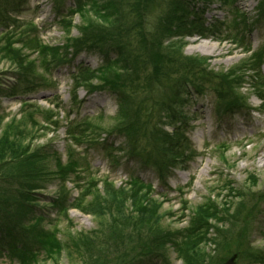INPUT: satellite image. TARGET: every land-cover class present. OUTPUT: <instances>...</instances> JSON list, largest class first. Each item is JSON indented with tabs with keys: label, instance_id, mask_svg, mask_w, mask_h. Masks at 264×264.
<instances>
[{
	"label": "rangeland",
	"instance_id": "rangeland-1",
	"mask_svg": "<svg viewBox=\"0 0 264 264\" xmlns=\"http://www.w3.org/2000/svg\"><path fill=\"white\" fill-rule=\"evenodd\" d=\"M9 2L12 6L16 3L19 5V10L12 15L17 17V27H21L15 32L17 36L13 39V48L21 50L22 54H5L0 50V120L3 121L0 137L5 133L16 136L22 146L43 158L48 181L41 184L44 188L34 196L32 208L41 220L44 219L46 230L58 232L64 246L63 251L51 260L41 256L40 264H80V258L73 248V239L107 225L110 218L108 215L95 218L78 208H72L81 201L86 205L92 199L107 201L119 209L124 207L126 212L132 211L133 199L143 204L150 200L155 204L160 203L161 225L180 230L190 228L197 209L211 200L219 210H229L230 215L221 216L225 218L222 226L211 222L214 227L218 225L221 228L217 232L212 230L209 240L201 244L205 251L200 250L207 254V258L212 256L215 264H226L230 259H233V264H253L251 260L242 259L240 254L233 252L239 250L246 253L251 248L264 253V108L260 107L258 98L252 94L255 82L246 79L242 90L243 96L248 99L249 109H254V112L237 108L232 117L218 110V102L210 88H205L203 94H196L192 90L186 96L189 100L183 110L187 123L185 130L193 156L186 164L185 171L170 170L159 180L160 177L150 167L127 152L125 139L115 132L121 120L116 97L106 91L89 95L85 87L76 94L73 92L82 68L98 71L105 63L98 50L87 46L75 50V46L80 45L76 41L82 38L86 25L76 12L70 18V9L74 8L75 1ZM120 2L126 5L130 0ZM97 3L101 8H108L112 0H97ZM262 3L263 0L192 1L194 10L198 14L204 13L202 20L207 27L223 25L220 27L224 32L215 33L210 39L197 35L183 38L184 55L207 59L209 70L217 74L241 67L242 62L250 57L245 50L251 45L252 50L256 51L264 44V12H260ZM94 13L90 10L87 19L103 25L101 19L96 20ZM160 15L157 10L149 13L147 21L154 25ZM244 20L251 27L248 42L235 44L233 39L224 41L228 35L225 29ZM93 27L97 29L91 28L90 33L110 30L109 27ZM2 30L0 28V34ZM35 36L41 41L38 45L31 42ZM107 38L109 36L103 39ZM168 40L163 39L166 44ZM171 41L179 42L180 37ZM202 42L216 44L217 47L211 53H202L197 50ZM136 45L134 40V48ZM45 46L49 49L44 54L42 49ZM101 47L109 49L108 46ZM43 55L50 62L59 60L46 69ZM109 57L114 62L117 57L115 51L109 50ZM147 69L151 71V68ZM98 84L94 81V86L90 88ZM78 125L82 127V132L75 140L69 136V131L72 132ZM74 162L78 166L74 173L59 171V166ZM135 180L151 186L149 198H146L148 190L133 187ZM253 180L256 181L252 184ZM3 187L0 182V188ZM59 200L64 201L62 207L65 210H60ZM241 206L246 212L233 224L232 216ZM151 207L154 208V204ZM113 212L116 216L117 212ZM244 222L247 246L236 242L235 246L230 247L232 254L228 256L218 243H223L224 234L232 230V235L238 233ZM130 240H127L126 248L130 246ZM215 241L219 242L214 244ZM167 249V258L172 264H183L173 249ZM7 257L9 255L3 253L0 264H17V261ZM151 264L165 262L156 260Z\"/></svg>",
	"mask_w": 264,
	"mask_h": 264
},
{
	"label": "trees",
	"instance_id": "trees-1",
	"mask_svg": "<svg viewBox=\"0 0 264 264\" xmlns=\"http://www.w3.org/2000/svg\"><path fill=\"white\" fill-rule=\"evenodd\" d=\"M74 1L70 18L76 12L86 24L82 38L76 41L80 45L75 46V50L85 46L98 50L105 58V63L98 71L82 68L73 92L76 94L85 87L89 95L106 91L116 97L121 120L115 132L125 139L127 152L150 167L160 177L159 180L170 170L185 171L186 164L193 156L183 111L189 100L186 96L192 90L196 94H203L205 88H210L218 102V110L225 116H233L237 108L254 112V109H249L248 99L242 94L246 79H251L255 82L252 94L258 98L260 107L264 108V44L256 51L250 45L245 50L250 57L242 62L241 67L221 74L209 70L207 59L184 55L183 38L197 35L210 39L215 33L224 32L220 27L223 25L211 28L205 25L202 20L204 13L198 14L191 5L194 0H130L126 5L120 0H112L108 8H101L97 0ZM15 5L12 6L9 0H0V28L3 29L0 50L5 54H22L21 50L13 48V39L17 36L15 32L21 30V27H17V17L12 16L19 10L18 3ZM90 10L93 13L95 11L96 20L101 19L103 25L87 19ZM156 10L161 15L152 25L147 18L149 13ZM260 12H264V0ZM94 25L109 27L110 30L90 33L91 28L97 29ZM115 27L118 28L113 33ZM225 30L228 35L224 41L233 39V43L240 44L248 42L251 27L244 20L235 22ZM36 37L31 42H37L38 45L41 41ZM164 37L169 39L167 44L163 41ZM179 37V42L171 41ZM134 40L137 42L135 48ZM101 46H108L109 49ZM48 49L46 46L42 49L44 54ZM109 50L116 53L114 62L110 60ZM43 56L46 69L59 60L50 62L46 55ZM54 67L57 68V65ZM147 68H151V71L148 72ZM94 81L99 83L98 86L90 88L94 86ZM2 122L0 120V129ZM78 128L79 125L72 132L69 131V136L75 140L79 139L82 132V127ZM27 148L22 146L16 136L5 133L0 137V182L4 186L0 188V257L7 253V258L17 261V264H40L41 256L51 260L63 251L64 246L58 232L46 230L44 219L41 220L32 208L34 196L44 188L41 184L48 181V175L44 172L43 158ZM76 167L77 163H69L64 167L59 166V171H69L71 174ZM132 185L148 190L146 198L152 194L151 186L147 187L139 180L133 181ZM237 196L241 197L239 194ZM141 203L133 199L131 212L98 199L87 201L86 205L83 201L74 204L72 208H78L95 218L110 217L107 225L73 239V248L80 258V264H151L156 260L172 264L167 258V248L173 249L183 264H215L212 256L207 258V254L202 252L205 250L201 244L209 240L212 230H220L218 225L222 226L225 221L221 216H229V210H219L215 202L208 200L197 209L190 228L180 230L161 225L160 203L155 204L151 200ZM63 204L64 201L59 200L60 210H65ZM153 204L154 208L151 207ZM113 210L117 212L116 216ZM245 212L243 206L239 207L232 216V223L235 224ZM212 221L218 225L214 227ZM245 222L238 233L232 235V230L224 234L222 244L218 243L228 256L232 254L230 247L235 246L236 242L247 246ZM128 239H131L130 246L126 248ZM237 253L253 264H264V253L260 250L250 248L246 253L239 250L233 252Z\"/></svg>",
	"mask_w": 264,
	"mask_h": 264
},
{
	"label": "bare ground",
	"instance_id": "bare-ground-1",
	"mask_svg": "<svg viewBox=\"0 0 264 264\" xmlns=\"http://www.w3.org/2000/svg\"><path fill=\"white\" fill-rule=\"evenodd\" d=\"M216 47V44L209 45L208 42H202L197 50H200L202 53H211Z\"/></svg>",
	"mask_w": 264,
	"mask_h": 264
},
{
	"label": "water",
	"instance_id": "water-1",
	"mask_svg": "<svg viewBox=\"0 0 264 264\" xmlns=\"http://www.w3.org/2000/svg\"><path fill=\"white\" fill-rule=\"evenodd\" d=\"M233 259H230L226 264H233Z\"/></svg>",
	"mask_w": 264,
	"mask_h": 264
}]
</instances>
